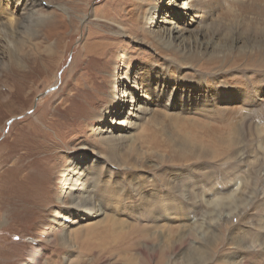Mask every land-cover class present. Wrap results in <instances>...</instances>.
Instances as JSON below:
<instances>
[{"label":"rangeland","instance_id":"374dc122","mask_svg":"<svg viewBox=\"0 0 264 264\" xmlns=\"http://www.w3.org/2000/svg\"><path fill=\"white\" fill-rule=\"evenodd\" d=\"M136 1L0 0V264H264V0H185L193 14L153 1L159 26L175 10L168 19L216 41L202 49L185 34L204 55L172 63L178 86L130 17ZM152 57L167 75L148 85ZM119 66L145 95L132 79L113 89ZM121 90L133 123L114 154L101 123ZM69 168L96 216L67 217Z\"/></svg>","mask_w":264,"mask_h":264},{"label":"bare ground","instance_id":"6f19581e","mask_svg":"<svg viewBox=\"0 0 264 264\" xmlns=\"http://www.w3.org/2000/svg\"><path fill=\"white\" fill-rule=\"evenodd\" d=\"M143 1L144 0H139V1H136L133 4V6L131 8V11H130V14H131L130 17L135 23H143L145 26H147V29L143 28L141 30V33L144 36H147V38L151 41L153 46L156 48V52L158 54L164 55V56H168V58L166 60L168 61V64H169L168 65V72L170 74L169 82L171 84H175V85L178 86L181 83V81H180L181 80V78H180L181 71L179 70L177 65H173L172 63L173 62L178 63V61H179V62H182L183 65L184 64H194L195 62H200V60H203L202 55H201L203 53L200 52V51H198L200 54L194 52L195 49H196V44H195L194 41H192L193 42V51L191 50L192 47L188 46L187 39H185V37L187 35H185V34H189L191 32L188 31L187 28H186V30H184L185 27L182 28L179 24H177L178 22H181L182 20H184V16L182 17V20H180V21H179L178 16H174L172 19L171 18L168 19L167 16L169 17L171 15V13L175 12V10L173 9L174 11L168 12V13H166V15L163 14V21H162L163 25L159 26V21H157V15L159 13L158 6H157V1L158 0L156 1V4L154 3L155 0H150V2L146 4V5L149 4L150 8H145L146 5L143 3ZM173 5L177 9H183V7H184L186 9V11H191V14H193L194 10L197 8L195 6L196 5L195 3L192 2V4H190V1L186 2L185 0H183L182 4L179 3V2L176 3V4H172L171 3V7ZM197 5L199 7H201V8H205L208 5V0H200V1L197 2ZM210 5H211V3H210ZM178 13H182V12H178ZM182 15H184V13H182ZM55 18H56V16L52 17L50 19V21H46V22L44 20L45 23L51 24L50 25L51 28L49 29V32H52V33H51L50 37H53L56 34V32H57V29L54 28V26L57 24L56 20H54ZM148 20H150V27H148V25H147V21ZM63 22H64V20H63ZM65 22H66V20H65ZM41 23H43V21ZM168 24H171V27H169ZM182 24H183V22H182ZM57 33H59V31ZM194 33L195 32L191 33V35L193 37L201 36V39L198 40L200 48L201 47H202V49L216 48L215 45H214L216 43V41H214V37L213 36L211 37V39L208 37L210 39L209 40L207 38V36H204L203 30H202L201 33H197V34H194ZM182 36H184V37H182ZM188 40H189V38H188ZM24 41L21 40V45L26 48V44H25ZM54 42L56 43V41H54ZM190 42H191V40H190ZM13 53H14V51H12L11 55ZM219 55H220V53H218V55L213 56L212 57V61H210V62H214V63L219 62L220 61V56ZM155 63L156 62H155L153 57L151 59L147 60L144 63L145 67L143 68V71H142L140 79L144 80L145 84L150 85L154 80L163 79L164 76L167 75V70L164 69L165 66L162 63H160V62L156 63V65H157L156 66ZM165 64H167V63H165ZM137 68L141 69V67H139V66L135 67L132 63H129L126 66L127 71H129V70L133 71V70H135ZM120 69H121V67L119 66L118 68H115L113 70L114 73L112 75H113L114 78H113V82H112V87H113L114 90L116 88L119 89V87H120L122 82H125V81L129 82L130 79H132L131 82L134 80L133 83L135 85H137V82L135 80L137 78L136 72L134 73V76H132V77L128 76L127 79H126V78H124V77H122L120 75V73H119ZM127 71H126V73H127ZM117 75H118V79H117ZM133 83H132L131 87L134 85ZM124 87H125V84H124ZM137 87L139 88L140 93L141 92L144 93V90L142 91L143 88L140 85L139 86L137 85ZM186 90L190 91V92H193V88L192 87H189ZM144 95H145V93H144ZM126 96H127V93L124 92V90H121L118 93H115L114 95H112L111 101L108 104V108L105 110V113H104L106 115V117L103 118V121L101 123V125L103 127L101 133L108 132V136H104V133H103V139L110 143V146L108 147V150L109 151H113L114 154H115V152L118 149V146H116V144H117L116 140L119 139V142H124V141H126L128 139V137L126 135H124V134L123 135H119L120 134L119 132L127 131L126 125L129 127V124L133 123L132 121H129V120H126V121H122L121 120L122 115H123V110L125 108V106H124L125 103L124 102L127 101ZM145 97H147V95ZM135 108L140 109L141 107H135ZM145 110H147V109H145ZM130 115H134V113H131ZM174 117H175L174 119L176 121L177 117L176 116H174ZM44 118H46V117H44ZM97 118L99 119V116ZM46 119H44V120H46ZM140 119H142V116L140 117ZM41 120H43V119L41 118ZM147 121H148V125H150V124H152V121H155V119H153L152 121L151 120H147ZM48 122L50 123V125H53V123H54V121L52 119H50ZM49 123L48 124L46 123V124L49 125ZM130 127H133V126H130ZM35 130H34L33 133L36 134L37 132H39L37 130H36L37 132H35ZM23 134H25V133H23ZM20 136H21V134H20ZM44 146H45V144H44ZM124 146L125 145H123L122 147H124ZM83 153H85V152H83ZM30 154H31V151H30ZM56 167H58V166L56 165ZM81 174L82 173L79 172L78 170H75V169L73 170L72 168H69L66 171L67 177L65 178V182L63 183L65 189L70 190L69 191V200H70L69 203H70V207H72V209H69L70 213L68 212L69 215H67V217L71 218V222H72V218L74 216H76L78 218H82L81 220H83L85 215L96 216L98 214V212H99V209H97V205L95 206V201H93V199L92 200L87 199L88 195H85L84 192L81 194L82 197L77 196V194L82 192V190L84 189L83 186H81L84 181L83 180L81 182L78 181V178H79V176ZM75 176H78V178H75ZM71 182H72V185H71ZM17 188H19V187H17ZM58 193H57V197H58ZM27 196H29V197L26 199V201H25L26 203H31V201H32L34 204L42 205V202H44L40 198L39 194H31V195H27ZM76 198H80V200L77 203H76ZM82 212H84L85 214L81 215ZM77 221L78 220H74L73 224L76 223ZM61 223H62L61 224L62 226H61V228H59L60 232L63 231L64 224H66V223H63V222H61ZM116 223H118L121 226H124V222H122V221L121 222H116ZM130 226H133V225H130ZM57 237H59L61 239L62 235L61 234H57ZM111 253L112 252H110V254ZM198 260H201V258H198ZM234 264H237V262H235Z\"/></svg>","mask_w":264,"mask_h":264}]
</instances>
